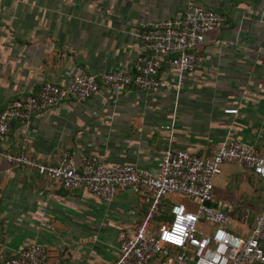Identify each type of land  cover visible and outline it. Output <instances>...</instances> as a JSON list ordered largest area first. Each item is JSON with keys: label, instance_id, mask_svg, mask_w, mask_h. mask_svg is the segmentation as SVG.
<instances>
[{"label": "crops", "instance_id": "1", "mask_svg": "<svg viewBox=\"0 0 264 264\" xmlns=\"http://www.w3.org/2000/svg\"><path fill=\"white\" fill-rule=\"evenodd\" d=\"M182 2L0 0V110L44 81L63 84L77 67L132 73L142 50L139 24L178 14ZM195 2L221 14L224 24L204 35L203 62L176 96L101 85L83 101L62 102L26 123L13 121L0 149L17 153L23 146L44 163H55L66 149L75 162L96 154L144 169H152L166 147L206 156L226 137L264 154V0ZM226 108L237 111L225 114ZM0 186V264L30 241L44 245L43 264H109L116 232L140 221L146 209L129 191L103 201L82 188L51 185L2 158ZM212 193L231 220L248 210L244 230H237L244 234L264 203V181L224 163Z\"/></svg>", "mask_w": 264, "mask_h": 264}, {"label": "built area", "instance_id": "2", "mask_svg": "<svg viewBox=\"0 0 264 264\" xmlns=\"http://www.w3.org/2000/svg\"><path fill=\"white\" fill-rule=\"evenodd\" d=\"M223 24L221 14L195 0H183L178 14L139 24L136 36L142 50L133 59L132 73L121 68L92 73L77 67L63 84L44 81L34 93L8 101L0 110V143L13 121L26 123L62 102L83 101L101 85L112 92L133 87L176 96L187 74L203 62L198 49L204 35ZM222 111L235 114L237 110ZM22 148L17 153L0 149V158L33 171L51 185L65 190L82 188L103 201L121 191L141 198L145 213L136 224L116 232V253L109 264H146L152 258L163 264H264V203L242 234L229 228L231 216L212 193L213 180L224 163L264 181V154L239 138L226 137L206 156L166 147L152 169L108 162L96 154L75 162L66 149L55 163H44ZM248 218V210L242 209L233 221L244 225ZM45 258L44 245L30 241L2 264H43Z\"/></svg>", "mask_w": 264, "mask_h": 264}, {"label": "rangeland", "instance_id": "3", "mask_svg": "<svg viewBox=\"0 0 264 264\" xmlns=\"http://www.w3.org/2000/svg\"><path fill=\"white\" fill-rule=\"evenodd\" d=\"M245 201V200H244ZM242 209V208H241ZM235 219V218H234ZM155 223V222H154ZM236 228L237 230H239V228L243 229L244 230V225L243 224H239V223H236L235 221L231 220L230 221V224H229V228Z\"/></svg>", "mask_w": 264, "mask_h": 264}, {"label": "trees", "instance_id": "4", "mask_svg": "<svg viewBox=\"0 0 264 264\" xmlns=\"http://www.w3.org/2000/svg\"><path fill=\"white\" fill-rule=\"evenodd\" d=\"M232 217V216H231Z\"/></svg>", "mask_w": 264, "mask_h": 264}]
</instances>
